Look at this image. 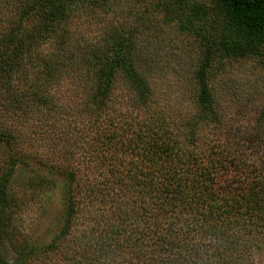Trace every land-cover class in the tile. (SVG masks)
Returning a JSON list of instances; mask_svg holds the SVG:
<instances>
[{"label":"trees","instance_id":"obj_1","mask_svg":"<svg viewBox=\"0 0 264 264\" xmlns=\"http://www.w3.org/2000/svg\"><path fill=\"white\" fill-rule=\"evenodd\" d=\"M107 1L0 0V264H253L264 110L262 128L231 133L214 83L264 54V0H159L201 49L177 115L155 101L138 33H70L75 12ZM34 116L55 128L48 161L26 149ZM56 179L61 227L35 240L23 215Z\"/></svg>","mask_w":264,"mask_h":264},{"label":"rangeland","instance_id":"obj_2","mask_svg":"<svg viewBox=\"0 0 264 264\" xmlns=\"http://www.w3.org/2000/svg\"><path fill=\"white\" fill-rule=\"evenodd\" d=\"M176 25L159 0H108L75 12L69 28L70 33H79L85 39H97L106 33H138L137 47L145 56L144 65L150 69L155 101L177 115L192 108L194 71L201 49L193 39L181 34ZM62 83L61 92L70 95L64 92L73 89L72 83ZM214 87L221 103L223 126L228 131L249 137L254 128L263 127L264 54L230 61L216 77ZM30 125L25 137L27 151L46 161L52 159L58 151L50 143L55 128L40 116H34ZM62 183V179H56L53 194L42 197V193L24 213L23 230L29 237L49 241L59 231ZM253 259V264H264V248Z\"/></svg>","mask_w":264,"mask_h":264}]
</instances>
